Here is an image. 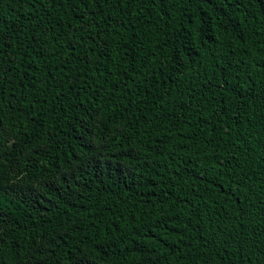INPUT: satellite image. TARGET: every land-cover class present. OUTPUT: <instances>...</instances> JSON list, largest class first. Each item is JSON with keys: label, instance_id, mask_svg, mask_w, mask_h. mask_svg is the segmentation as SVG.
<instances>
[{"label": "trees", "instance_id": "1", "mask_svg": "<svg viewBox=\"0 0 264 264\" xmlns=\"http://www.w3.org/2000/svg\"><path fill=\"white\" fill-rule=\"evenodd\" d=\"M264 264V0H0V264Z\"/></svg>", "mask_w": 264, "mask_h": 264}, {"label": "snow or ice", "instance_id": "2", "mask_svg": "<svg viewBox=\"0 0 264 264\" xmlns=\"http://www.w3.org/2000/svg\"><path fill=\"white\" fill-rule=\"evenodd\" d=\"M75 264H91V262L87 258H83L75 262Z\"/></svg>", "mask_w": 264, "mask_h": 264}]
</instances>
